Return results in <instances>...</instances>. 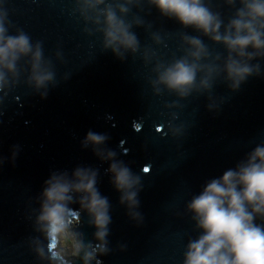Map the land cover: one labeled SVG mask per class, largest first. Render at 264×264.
Listing matches in <instances>:
<instances>
[{"label": "water", "instance_id": "95a60500", "mask_svg": "<svg viewBox=\"0 0 264 264\" xmlns=\"http://www.w3.org/2000/svg\"><path fill=\"white\" fill-rule=\"evenodd\" d=\"M0 4L8 12L10 34L19 28L33 43L42 42L44 57L55 71V84L49 85L46 99L21 82L0 105V264H47L32 248L34 239H43L34 228L38 196L52 171L71 172L77 166L99 169L97 187L111 203L109 252L97 256L101 264H183L189 238L199 235L187 203L206 181L235 167L264 143V59L258 61L261 75L249 77L238 91L218 78L203 94L193 92L181 99L162 90L157 95L150 83L155 79V61L145 64L142 58L146 47L168 61L183 55L182 32L200 36L213 55H226L223 45L162 17L145 2L128 16L144 22L132 29L140 50L126 53L121 61L103 48L102 34L85 31L92 26L75 11L74 0H0ZM213 7L225 22L234 12L222 0H213ZM152 33L161 36L160 45ZM209 96L216 105L212 111L207 108ZM169 121L183 126L181 135L172 136ZM90 129L106 133L110 137L106 147L140 175L139 224L119 203L120 194L105 171L109 162L81 147ZM13 145H19L15 161ZM79 231L86 242L93 240L95 229L86 213L81 215Z\"/></svg>", "mask_w": 264, "mask_h": 264}, {"label": "clouds", "instance_id": "9594fccd", "mask_svg": "<svg viewBox=\"0 0 264 264\" xmlns=\"http://www.w3.org/2000/svg\"><path fill=\"white\" fill-rule=\"evenodd\" d=\"M74 2L75 11L92 26L85 31L102 34L103 48L121 61L126 53L134 55L140 50L139 39L132 29L143 26L144 22L137 16L129 20L128 16L133 8H141L145 2L162 17L175 20L184 29L191 28L214 44L223 45L226 55H213L200 36L182 32L183 55L168 61L157 58L146 47L142 58L145 64L155 61L152 68L155 79L150 83L157 95L162 90L181 99L193 92L203 94L210 92L218 78L235 92L249 77L261 75L258 61L264 59V0H222L225 6L234 9L227 22L213 7V0ZM10 27L8 12L0 4V105L21 82L44 100L49 85L55 84L52 62L44 57L42 42L33 43L19 28L10 34ZM151 38L157 45L162 43L158 33H152ZM56 56L61 58V53L57 52ZM208 99L207 108L212 111L216 105L211 102V96ZM172 119H176L175 114ZM168 131L176 137L182 134L183 126H173L169 121ZM109 138L106 133L90 129L81 147L91 148L101 162H109L105 171L114 190L120 194L119 203L126 207L128 217L139 224L142 221L137 211L141 177L106 147ZM18 150L19 145L12 146V161ZM98 176L99 169L77 166L71 172L52 171L44 181L34 221L35 231L43 239L32 241L33 251L41 262L75 264L79 260L81 264H92L95 260L101 264L97 256L108 254L111 203L97 187ZM72 205L79 207L74 209ZM186 210L191 213L199 235L189 238L183 264H264V143L257 144L235 167L206 181L187 203ZM85 213L89 226L95 229L93 240L87 242L84 233L79 231L81 215Z\"/></svg>", "mask_w": 264, "mask_h": 264}, {"label": "snow or ice", "instance_id": "6c2138e0", "mask_svg": "<svg viewBox=\"0 0 264 264\" xmlns=\"http://www.w3.org/2000/svg\"><path fill=\"white\" fill-rule=\"evenodd\" d=\"M144 171H148V169H147V168H145V169H144Z\"/></svg>", "mask_w": 264, "mask_h": 264}]
</instances>
